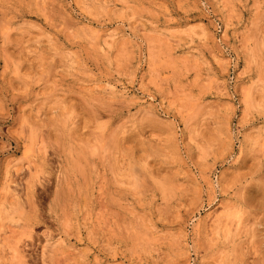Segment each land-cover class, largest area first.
I'll list each match as a JSON object with an SVG mask.
<instances>
[{"label":"rangeland","instance_id":"obj_1","mask_svg":"<svg viewBox=\"0 0 264 264\" xmlns=\"http://www.w3.org/2000/svg\"><path fill=\"white\" fill-rule=\"evenodd\" d=\"M0 264H264V0H0Z\"/></svg>","mask_w":264,"mask_h":264},{"label":"bare ground","instance_id":"obj_2","mask_svg":"<svg viewBox=\"0 0 264 264\" xmlns=\"http://www.w3.org/2000/svg\"><path fill=\"white\" fill-rule=\"evenodd\" d=\"M81 155H82V154H81ZM77 157H78V156H77ZM73 160H74V159H73ZM73 160H72V161H73ZM83 161H84V159H83ZM74 163H76V162H74ZM79 163H80V162H79ZM70 164H71V163H70ZM76 164H77V163H76ZM80 166H81V164H80ZM73 167H74V166H73ZM78 170H79V168H78ZM81 171H82V170H81Z\"/></svg>","mask_w":264,"mask_h":264}]
</instances>
